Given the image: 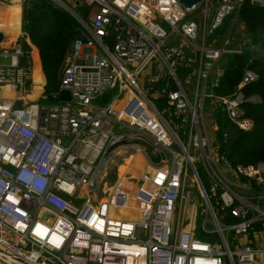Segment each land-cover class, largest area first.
Listing matches in <instances>:
<instances>
[{
  "label": "built area",
  "instance_id": "obj_1",
  "mask_svg": "<svg viewBox=\"0 0 264 264\" xmlns=\"http://www.w3.org/2000/svg\"><path fill=\"white\" fill-rule=\"evenodd\" d=\"M49 1L88 21L60 78L69 102L37 83L25 32L0 43V264H264V163L232 166L216 138L219 108L253 128L257 74L217 90L243 5L264 0Z\"/></svg>",
  "mask_w": 264,
  "mask_h": 264
},
{
  "label": "trees",
  "instance_id": "obj_2",
  "mask_svg": "<svg viewBox=\"0 0 264 264\" xmlns=\"http://www.w3.org/2000/svg\"><path fill=\"white\" fill-rule=\"evenodd\" d=\"M13 8L20 24V8ZM76 13L82 21H88L87 10L78 9ZM238 19L244 26L245 37L253 40L254 44L262 39L264 50V7L245 3ZM23 31L39 50L47 79L46 93L48 95L58 93L66 58L71 52L73 42L84 33L81 21L69 12L59 9L49 0H25ZM13 32L16 33L15 30ZM24 49L29 55L30 48L27 44L24 45ZM223 64L225 75L217 90L218 94H232L245 72L250 70L257 74L258 79L244 89V94L248 98L257 97L259 102L243 105L245 116L253 121V128L250 131L238 129L230 123L224 111L220 108L217 110L216 138L220 145L219 156L234 167L256 166L264 163V59L244 50L242 54L226 56ZM37 82L41 84L39 79ZM113 95V92L105 93L102 105H106Z\"/></svg>",
  "mask_w": 264,
  "mask_h": 264
},
{
  "label": "crops",
  "instance_id": "obj_3",
  "mask_svg": "<svg viewBox=\"0 0 264 264\" xmlns=\"http://www.w3.org/2000/svg\"><path fill=\"white\" fill-rule=\"evenodd\" d=\"M13 7L20 8V30L14 33L10 25L13 23L14 11ZM24 11H25V0H0V33L3 35L2 46L10 48L19 38L23 31L24 25ZM243 25V24H242ZM244 29V26H242ZM30 48L29 60L32 62L35 79L41 81V85L46 90L47 79L45 77L42 62L40 58L39 50L34 46L31 41L27 38L26 43ZM62 76V75H61ZM38 83V82H37Z\"/></svg>",
  "mask_w": 264,
  "mask_h": 264
},
{
  "label": "rangeland",
  "instance_id": "obj_4",
  "mask_svg": "<svg viewBox=\"0 0 264 264\" xmlns=\"http://www.w3.org/2000/svg\"><path fill=\"white\" fill-rule=\"evenodd\" d=\"M66 1V0H65ZM67 2V1H66ZM12 24L10 25V28L14 29L15 27V23L17 22V19L15 20V22L12 20ZM234 23V17H230L229 18V30L230 28L233 26ZM242 23L238 20L236 22V26L234 28L232 37L230 38V40L232 41V43L235 46H240L242 47L243 51H247L252 53L254 56L256 57H260L261 59H264V50L262 49V39H260L259 41L255 42V44L252 47L247 48V46H244V38H245V34H244V29H242ZM253 51V52H251ZM114 94V92H113ZM114 96V95H113ZM104 96H102L97 102V105H102V103L105 101V98H103ZM113 98V97H112ZM111 101V100H110ZM109 101V102H110ZM125 106V99H121V102L118 103L115 107L118 108V110L123 109ZM206 112L208 111V107H206ZM122 165H124V162H122ZM131 166H135L134 161L131 163ZM135 169V168H134ZM123 170V169H122ZM125 170V169H124ZM136 172V171H135ZM188 190L194 192L195 194V199L192 201V203L194 205L197 206V211H198V222L202 219V212H203V205H204V201L203 198L200 197V194L198 192V189H196V187L191 184L189 182V186H188ZM209 230H214L215 226L213 224H209L207 227Z\"/></svg>",
  "mask_w": 264,
  "mask_h": 264
},
{
  "label": "water",
  "instance_id": "obj_5",
  "mask_svg": "<svg viewBox=\"0 0 264 264\" xmlns=\"http://www.w3.org/2000/svg\"><path fill=\"white\" fill-rule=\"evenodd\" d=\"M186 7H192L193 5H196V4H198L199 2H200V0H180ZM73 15V14H72ZM75 18H77L75 15H73ZM77 19H79V18H77ZM227 22H228V20H226L225 22H224V24L216 31V35H221L222 34V32L224 31V29L226 28V26H227ZM114 37V36H113ZM2 41H3V35L0 33V43H2ZM80 41H82V42H86L87 40H86V38L84 37V36H82L81 38H80ZM253 44H254V42H253V40H247L246 42H245V46H249V47H251V46H253ZM48 100L50 101V102H61V103H63V102H69L70 100H71V96H70V94H69V92H67V91H61L60 93H58V94H51V95H49L48 96Z\"/></svg>",
  "mask_w": 264,
  "mask_h": 264
},
{
  "label": "bare ground",
  "instance_id": "obj_6",
  "mask_svg": "<svg viewBox=\"0 0 264 264\" xmlns=\"http://www.w3.org/2000/svg\"><path fill=\"white\" fill-rule=\"evenodd\" d=\"M16 1H18V0H16ZM13 11H14V8H13ZM15 20H16V15H15V13H14L13 21L15 22ZM13 30H15L16 33L19 32V30H20V24H19V23H15V27H14Z\"/></svg>",
  "mask_w": 264,
  "mask_h": 264
}]
</instances>
